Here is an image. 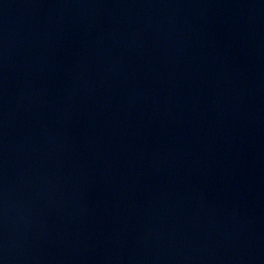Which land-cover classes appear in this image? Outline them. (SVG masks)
Wrapping results in <instances>:
<instances>
[{
  "label": "water",
  "instance_id": "obj_1",
  "mask_svg": "<svg viewBox=\"0 0 264 264\" xmlns=\"http://www.w3.org/2000/svg\"><path fill=\"white\" fill-rule=\"evenodd\" d=\"M0 264H264V0H0Z\"/></svg>",
  "mask_w": 264,
  "mask_h": 264
}]
</instances>
